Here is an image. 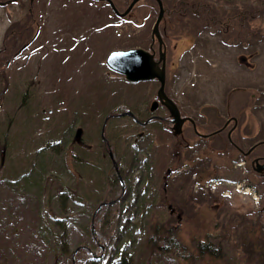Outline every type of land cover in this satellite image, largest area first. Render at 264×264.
Returning a JSON list of instances; mask_svg holds the SVG:
<instances>
[{"label": "rangeland", "instance_id": "obj_1", "mask_svg": "<svg viewBox=\"0 0 264 264\" xmlns=\"http://www.w3.org/2000/svg\"><path fill=\"white\" fill-rule=\"evenodd\" d=\"M112 1L123 12L131 0ZM243 1L253 10L264 0ZM154 2L140 0L124 17L94 0L0 5V264H143L153 218L172 216L191 249L225 224L223 209L258 211L264 221V186L242 177L225 138L198 146L194 156L207 159L195 177L175 141L186 126L173 136L158 121L142 126L119 115H168L150 111L159 82L128 81L106 64L113 50L148 49ZM231 6L216 5V13ZM187 20L195 31L165 40L166 92L206 132L236 114L241 131L249 124L263 132L264 12L220 27ZM111 114L118 116L106 121Z\"/></svg>", "mask_w": 264, "mask_h": 264}, {"label": "trees", "instance_id": "obj_2", "mask_svg": "<svg viewBox=\"0 0 264 264\" xmlns=\"http://www.w3.org/2000/svg\"><path fill=\"white\" fill-rule=\"evenodd\" d=\"M238 1L242 3V7H237L234 4ZM162 2L165 9L160 25L163 40H166L168 36H184L188 31L190 33L195 31L191 28L193 23H188V16H197L209 25L220 27L224 23L228 26L227 22L230 23L233 20H238L241 23L244 18L250 17L253 11L255 15L264 12V1L261 2L262 5L256 6L253 10L247 7L243 0H162ZM154 4L158 9L156 1ZM225 4L229 6L234 4V6L226 10V13L218 15L216 5ZM163 117L164 119L160 123L164 129L169 130L171 124L168 121V115ZM109 118L111 116H108L107 120ZM169 131L175 136L173 131ZM176 138L179 141L175 139L178 150H185L184 139L187 137L185 136L183 140L178 139L179 136ZM3 152L4 148L1 154ZM179 154H182V151H179ZM137 161L135 159L132 162L134 167L138 166ZM188 173L191 174L189 171ZM164 186L162 192H165ZM195 196L199 195L195 194ZM199 200L196 201L199 202ZM164 202L162 201L163 204ZM106 203L108 202L100 203L98 210ZM152 206L153 204L150 207L152 208ZM223 210H225V224L219 231L217 230L216 234L207 235L203 240L200 238L193 240V249L178 237L177 227L171 224L174 222L171 215V218L168 216L169 219L162 222H156L155 218L151 223L148 221L149 237H146L144 241L145 247L148 249V258L143 264H161L164 257L176 260L175 264H182V262L184 264H213L214 260L222 264H264V221L261 214L258 211H251V216H247V214L238 213L230 208ZM176 225L178 224L176 223Z\"/></svg>", "mask_w": 264, "mask_h": 264}, {"label": "flooded vegetation", "instance_id": "obj_3", "mask_svg": "<svg viewBox=\"0 0 264 264\" xmlns=\"http://www.w3.org/2000/svg\"><path fill=\"white\" fill-rule=\"evenodd\" d=\"M8 1L9 2L10 1L16 2L17 0H8ZM94 1L107 2L105 0H94ZM4 2L9 3L7 1H4ZM4 2L0 0V5H2ZM109 6H110V4H109ZM160 25H161V23H160ZM159 28H160V26H159ZM163 41H164L163 49H165V53H166L167 52V43L165 42V40H163ZM147 51L154 54L153 58L155 61L159 60V47H158V43L156 42V40L153 41L151 38V43H150ZM152 80H155L158 82L157 79H152ZM152 80H145V81H152ZM142 81H138V82H142ZM145 81H143V82H145ZM165 92H166V90H165ZM166 95L168 97L172 98L170 96V94H168L167 92H166ZM155 99L158 101L157 92H156V98ZM156 100H153V101H156ZM159 108H162L163 111L165 110V112H168V110L165 108V106L163 104H161L160 102H159V104L155 110H157ZM242 111H243V112H241L242 114L246 112V110H242ZM151 112H153V111H151ZM124 113H122V114H124ZM180 113H181L182 117H190L194 123V124H192L191 121L185 120L183 125H182V131H181V132H183V130L186 126V130L188 132L186 134L187 139H184V141H185L184 144H185V148H186L185 149V153H186L185 159L187 162L190 161L194 164L192 166V168L190 170H188L189 172H192L194 174V176L196 177L198 175V173L200 172V170H199L200 167L202 165L206 164L207 158H202V157L200 158L199 156L198 157L194 156V154H196V152L200 151V148H198L199 145L202 146L203 144L209 143V142H206V143L202 142L204 139L207 140V139L211 138V140H212L213 138H217V139L222 140L223 138H225L226 139L225 144H227V146H229V145L231 146V149H229L225 146L226 147L225 149H227V151H226L227 154L233 153V156H231L230 159L233 160V162H235L236 164L241 165L243 167L242 172L244 173V176H242V177H244L245 179H248L249 181H252L254 178H257V179H259V183H262V185L264 186V131L253 134L252 133L253 127L249 124H247L245 129L243 131H241L242 126H244L243 125L244 119L241 117V114H236V115H229L222 124L216 125L215 127H213L210 130L207 129L208 131L206 132V128L204 127V125L202 123L200 125L192 116L187 115V114H183L181 111H180ZM122 114H119V115L121 116ZM109 116L116 117L118 115L111 114ZM134 116L135 115L133 114L131 117L134 118L135 122H137L138 124H140L142 126H146L150 122L153 123L155 121H158L160 123V121H162L164 119L163 115L151 114L147 119L144 120V122H140ZM107 118H106V121H107ZM168 121L171 124L170 127H173L169 112H168ZM220 122H221V119H220ZM102 130H103V128H102ZM193 138H194V141H193ZM210 145H211V147H210ZM210 145H209L210 149H212V146H214L215 148H221V147H216L212 143H210ZM219 151L217 153H219V155L222 156L223 155L222 150H219ZM110 152L111 151L109 150L108 151L109 156H110ZM110 158H111V162L113 164L114 170L117 173V176H118L121 184H123V181L121 180V175L119 173V167L116 164L115 160L111 156H110ZM198 166H200V167H198ZM169 174H171V169H170ZM174 209H175V207H174ZM173 214H175V216H177L176 214H178V213L175 211Z\"/></svg>", "mask_w": 264, "mask_h": 264}, {"label": "water", "instance_id": "obj_4", "mask_svg": "<svg viewBox=\"0 0 264 264\" xmlns=\"http://www.w3.org/2000/svg\"><path fill=\"white\" fill-rule=\"evenodd\" d=\"M32 1V0H31ZM107 1L114 13L118 16L124 17L130 13L134 5L140 0H131L127 8L123 12H119L115 7L112 0ZM158 5V14L155 20V23L152 28V40L158 43L159 47V60H154V54L142 49V48H132L124 50H113L110 52L106 59L107 66L114 72L122 74L128 81L138 82L145 80L157 79L159 82V88L157 90V99L158 101H152L150 105V111H154L159 102L165 106L168 110L169 115L173 124V133L178 135L182 131V125L185 120H189L193 123V120L190 117H182L180 109L177 103L170 97L166 95L165 92V81H166V53L163 49V38L160 33V23L164 17L165 9L163 6L162 0H155ZM160 64V65H159ZM127 115L132 116L133 114L130 111H127ZM122 114V115H124ZM195 128V127H194ZM81 129L76 131V136H80ZM205 136V135H204ZM4 154V152H3ZM110 156L113 158L112 152ZM2 162V161H1ZM170 172V169L167 170ZM170 214L175 212V209L172 205H168ZM177 218H180V215L177 214Z\"/></svg>", "mask_w": 264, "mask_h": 264}]
</instances>
